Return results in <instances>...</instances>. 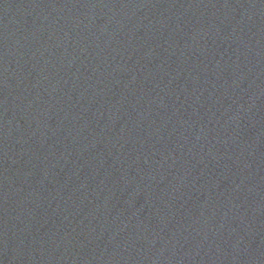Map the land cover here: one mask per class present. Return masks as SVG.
<instances>
[{"label": "water", "instance_id": "obj_1", "mask_svg": "<svg viewBox=\"0 0 264 264\" xmlns=\"http://www.w3.org/2000/svg\"><path fill=\"white\" fill-rule=\"evenodd\" d=\"M0 264H264V0H0Z\"/></svg>", "mask_w": 264, "mask_h": 264}]
</instances>
